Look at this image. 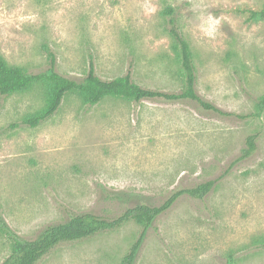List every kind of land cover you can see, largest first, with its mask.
<instances>
[{"label": "rangeland", "instance_id": "1", "mask_svg": "<svg viewBox=\"0 0 264 264\" xmlns=\"http://www.w3.org/2000/svg\"><path fill=\"white\" fill-rule=\"evenodd\" d=\"M264 0H0V51L29 73L49 68L81 81L93 64L106 81L130 70L140 86L183 89L167 32L168 8L190 44L197 91L246 115L264 94V23L233 10ZM45 105L40 86L0 97V217L33 240L84 213L115 218L158 206L177 189L215 181L203 200L181 198L148 230L135 264H264V115L242 120L192 102L107 98L85 105L68 94L36 128L21 119ZM18 125V126H15ZM256 150L239 160L249 136ZM121 197L125 201L116 197ZM142 228L134 222L62 244L38 264H121ZM0 233V264L10 254Z\"/></svg>", "mask_w": 264, "mask_h": 264}, {"label": "trees", "instance_id": "2", "mask_svg": "<svg viewBox=\"0 0 264 264\" xmlns=\"http://www.w3.org/2000/svg\"><path fill=\"white\" fill-rule=\"evenodd\" d=\"M245 18L246 23H264V6L253 9L238 7L233 10ZM168 19L167 32L171 39V50L175 55L183 81V89L179 93H166L144 88L137 84L129 70L124 76L110 81L101 79L91 64L84 79L77 81L67 78L57 71V59L54 53L46 49L48 70L41 73H29L22 66L8 63L0 51V97H11L25 93L36 86L44 90L45 105L40 110L25 115L20 125L36 128L50 120L60 110L68 94H76L85 105L96 106L107 98H116L140 103L145 100H157L168 103L192 102L202 110L222 117L236 116L246 120L260 119L264 115V94L255 103L253 112L246 115H235L218 108L203 99L197 91V73L193 53L188 41L184 38L175 18V10L168 8L165 13ZM15 126H18L15 124ZM256 150V136H249L246 148L238 159L249 158ZM215 181H208L192 188L177 189L160 205L144 203L126 208L115 218H105L93 213H84L70 218L64 223L46 227L37 238L26 240L20 237L1 217L0 233L10 241V254L2 264H38L45 256L62 244L75 243L92 238L104 232L116 231L128 223L134 222L142 231L133 243L121 264H135L139 251L144 243L148 230L154 222L167 213L183 197L203 200L215 187ZM125 201L121 197H116Z\"/></svg>", "mask_w": 264, "mask_h": 264}]
</instances>
